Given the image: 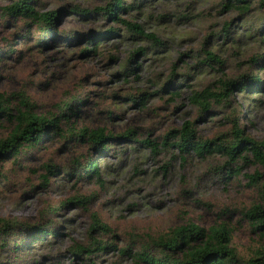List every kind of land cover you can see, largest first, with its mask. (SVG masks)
I'll return each instance as SVG.
<instances>
[{"label":"clouds","instance_id":"clouds-1","mask_svg":"<svg viewBox=\"0 0 264 264\" xmlns=\"http://www.w3.org/2000/svg\"><path fill=\"white\" fill-rule=\"evenodd\" d=\"M42 2H47L48 6L40 10L41 15L60 7L51 0ZM67 3L72 5L69 12L73 15H99L96 31H107L115 17L140 25L144 35L132 51L150 48L147 52L150 59L143 63L145 57L141 55L130 65L121 61L105 71L93 68L87 72L73 60L67 69L60 70L67 72V80L86 79L84 90L92 95L86 101L68 102L59 94L51 102L45 98L43 104L54 112L56 105L68 104L58 113L67 119L82 116L77 109H86L87 101H92L91 106L100 119L114 121L121 129L131 128L134 135L121 134L91 145L93 154L101 153L92 160L94 165L98 164L95 171L78 179L77 169L69 168L67 173H60L67 179L59 186L48 191L37 188L30 195L34 199L42 196L46 203L40 207L55 209L56 223L64 224L68 231L76 229L80 233L79 240H84L85 236L84 228L78 226L91 224L92 214H95L99 223L93 231L96 234L108 232L107 254L100 256L108 264H137L134 255L125 256L121 261L118 249L127 244L131 253L134 251L131 245L139 240L146 241L149 236L161 234L170 237L188 222H198L193 213L225 220L245 219L252 205L262 202L261 192L264 191V162L253 154L260 152L264 156V107L251 104L261 97L246 96L244 91H239L240 84L235 83L231 90L238 94L219 105L226 109L221 114L197 109L191 100L196 94L203 99L205 90L215 91L222 79H233L247 71L250 57L264 53L261 24L264 9L259 6V0L251 3L240 0L239 4L236 0H67ZM239 7L245 11H237ZM105 21L110 22L105 26ZM225 21L229 25L227 30ZM118 26L124 29L122 35H127L129 30L122 24ZM63 27L61 24L60 28ZM123 48L127 49L128 44L124 43ZM219 61H227L229 66L224 67ZM141 63L143 69L139 67ZM238 64H243L244 68H238ZM42 72L43 66L39 71L36 67L23 72L19 66L6 69L4 75L11 79L5 81L9 90L5 91L3 103L7 105L11 101L15 108L18 100L12 98L10 89H24L30 82L29 77L31 82L40 83ZM51 72L50 68L49 76ZM114 73L115 80L112 79ZM261 75L264 76V72ZM136 76L142 79L133 83ZM58 82L52 77L53 85ZM42 87L52 92L48 83ZM166 88L167 93L163 91ZM68 90L66 87L65 91ZM176 94L179 95L173 103H165ZM245 99L249 103L242 106ZM139 137L150 139L153 144H145ZM249 140L255 141V145ZM62 144L80 156V150L71 148V142L61 137L46 149L49 157ZM117 144L119 148L115 153L105 147ZM201 144L204 150L197 151ZM154 145H160L155 152ZM257 171L260 176L256 175ZM26 176L27 173L15 183L23 184ZM24 191L26 189H19L14 195L23 196ZM30 203L31 200L24 201V204ZM86 207L88 212H85ZM181 211L186 215L181 216ZM15 214H19L17 204L10 203L0 212V217ZM23 214L30 215L31 209ZM72 220L74 224L69 223ZM250 225L251 221L245 219L243 226H235L233 239L227 242L229 259L234 264H249L262 258L257 253L264 250V242L256 239L253 243ZM112 244L116 245V250L112 249ZM8 258L7 252L0 257L4 264ZM67 264L72 261L68 260Z\"/></svg>","mask_w":264,"mask_h":264},{"label":"rangeland","instance_id":"rangeland-1","mask_svg":"<svg viewBox=\"0 0 264 264\" xmlns=\"http://www.w3.org/2000/svg\"><path fill=\"white\" fill-rule=\"evenodd\" d=\"M16 0H0V7L9 5L10 3ZM53 4H59L60 7L54 10H60L61 15L55 24V36L51 38H46L43 42H39L40 31L36 29L35 26L30 27V33L27 34L26 28H24L22 21L14 19H3L0 17V94L5 96V91L9 90V84L5 81H9L11 78L4 75V72L9 67H20V71L23 72L30 67H36L37 70H40V67L43 66V72L41 73L40 83L31 82V77H29V83L25 85L24 89L17 91L15 87H12V98L17 99L18 103L22 98H26L32 105V111L37 115L50 116L52 114L57 115L61 107H66L64 105H56L55 112L50 110L47 105L43 104L42 101L45 98H48L49 101H54L56 95L62 94L66 101L71 102L73 100L86 101L87 97L92 95L91 93L85 92V85L87 80L77 81L75 77H72L71 80H67V72L60 71L61 69H67V65L73 60L77 61V64L83 67V71L87 72L91 69H99L100 71H105L109 66H115L121 61H124L126 65L135 63L140 59V56L145 57L143 63H147L150 57H147V52L151 51L150 48L143 49L144 53H139L133 57V59L128 62L129 56L134 52L132 51L135 48L137 41L143 37L135 35L132 31H128L127 35H122L124 32L123 28H120L118 25H124L123 23H115L112 21V27L108 29H114L115 33L107 36L99 42V45L95 52L84 53L83 48L87 47L90 49L92 43L88 44L89 34H98L105 32L104 30L96 31V21L100 19L99 15L88 14V15H73L72 12H69V8H72V5L67 3V0H51ZM48 6L47 2H42V0H35L34 7L40 12L42 8ZM264 9V6H260ZM77 10L73 9V12ZM72 16L71 19L67 17ZM128 21V20H127ZM110 21H105V26ZM131 22V21H130ZM264 22V21H262ZM64 24L63 28H60V25ZM137 24V23H136ZM125 26V25H124ZM126 27V26H125ZM141 27V26H140ZM225 30L229 27L228 22L225 21L224 24ZM59 29V31H57ZM142 29V27H141ZM143 31V29H142ZM153 39V38H150ZM154 40V39H153ZM151 42V41H150ZM124 43L128 44V48L124 49ZM138 49V48H137ZM136 49V50H137ZM183 55V53H181ZM192 53H189L191 55ZM239 55V53H236ZM264 55V53H257L250 57L247 61L248 68L247 71L238 73L242 74H255L257 73L261 77V81H264V76L261 75L264 72V69L258 70L260 68L261 62L253 60L256 56ZM43 57V59H41ZM261 60V59H260ZM9 62H12L11 64ZM264 63V61H262ZM143 63L139 65L143 69ZM224 67L229 66L227 61H222ZM238 68H244L243 64H238ZM52 69L51 76L48 75L49 69ZM98 74V73H96ZM31 75H35L32 73ZM128 75L127 69L125 71V76ZM52 77H56L58 83L53 85L51 83ZM90 78V77H89ZM112 79H116V74L114 73ZM142 77L136 76L133 83L138 82ZM48 83L52 88V92L48 93L47 89L43 88L42 85ZM68 88V91H65V88ZM75 89V91H72ZM123 90V89H121ZM167 93L168 89L163 90ZM234 94L229 98V101L234 99L238 92L234 91ZM100 96H103L104 93H100ZM179 95V94H178ZM178 95L173 96L171 100L165 101L166 104L173 103ZM246 96H259L260 99L252 100L251 104L256 107H264V84L261 88L257 89L255 94H246ZM131 98V97H130ZM134 99V98H132ZM89 106L86 109H77V111L82 113V116L72 117L71 120L74 121L76 127H86L89 129L95 128H105L106 131L117 135L125 134L126 136L134 135V130L121 129L118 126L114 125V121L109 123L106 120L100 119L96 112L91 106L92 101H87ZM147 103V102H145ZM249 103L248 99H245L242 102L243 104ZM9 104L12 105L11 101ZM215 104V103H214ZM212 106V111L218 114L226 111L225 108L219 107V105ZM68 105V104H66ZM96 108H99V105H95ZM251 108V106H249ZM90 117V118H89ZM63 128L65 127L63 120L61 121ZM9 125L3 123L0 126V138L6 136L9 132ZM138 139L143 140L145 144H153L150 139H144L139 137ZM59 138L57 137H47L44 138L40 144L28 150H24L16 158L11 157L9 159L0 162V170L5 175V178L0 177V212L3 211V208L10 203H16L19 214L11 215L4 219H17L21 222L27 223L30 226L37 225L40 229L47 227L56 228L57 234L52 237L46 235L41 239H32L30 238V233H34L35 230H25L20 234L10 233L9 236H6L3 240H0V257H2L4 252L8 253L7 264H67L68 260L72 261V264H89L85 259V254L81 256H74L71 252V247L75 245L91 246L92 238L95 237L101 242H105V238L108 236V233L96 234L95 232H89L91 224L79 225L78 227L84 228V240L77 239V236L80 235L76 229L68 231L64 224L56 223V214L53 213L51 207L41 208L42 203H46L41 196L40 198L34 199L31 193H34L37 188H42L44 191L50 190L53 186H59L63 180L67 179V176H61L60 173H66L65 169L74 168L76 161L85 158L88 155L98 157L100 154H93L91 146L86 143L81 142H72L71 148L80 150V156H76L69 148L64 147L62 144L60 149H57L55 153H52L49 157V153L46 149L51 148L52 144L57 143ZM119 148V144L115 147L110 146L108 149L110 152L115 153ZM160 148V145H154L153 152L157 151ZM65 152L69 154L64 155ZM47 163H52L57 165L58 171L54 175H49V182L46 185L41 184V176L45 174L44 165ZM258 172V171H257ZM25 182L21 185H17V181L24 176ZM260 175V173L258 172ZM83 178V176L81 177ZM249 178V177H246ZM80 179V178H78ZM19 189H26L23 196H16V193ZM31 200L32 203L24 204L25 200ZM72 199H75L73 197ZM28 209H31L30 215H24V212H27ZM179 210V209H178ZM88 208H85V212H88ZM181 216H185L186 213L183 211L180 212ZM197 216L198 222L195 223L205 229H208L211 226H216L220 223H226L230 229V240L233 239L234 227L245 223L244 218H237L236 220H225L222 217L216 216H203L199 213H193ZM97 217L95 214H92L93 218ZM3 218V217H0ZM74 224L75 220L71 222ZM253 231V243L256 242V239L264 242V229L263 228H253L252 224L250 225ZM16 228V232H20ZM156 236H149L148 239L139 240L136 243L132 244L133 253L140 251L143 246H149L152 238ZM236 237H239V233L236 234ZM24 240L27 243V247L13 248L14 241ZM115 247H112L113 250H116V245L112 244ZM126 247L127 244H126ZM125 247V248H126ZM123 248L118 249L120 254L121 261L128 256L125 253L120 252ZM107 249L101 252L97 251L94 255L91 256L95 264L99 261V264H108L107 260L100 259L101 255H106ZM0 264H4L3 260L0 259Z\"/></svg>","mask_w":264,"mask_h":264},{"label":"trees","instance_id":"trees-1","mask_svg":"<svg viewBox=\"0 0 264 264\" xmlns=\"http://www.w3.org/2000/svg\"><path fill=\"white\" fill-rule=\"evenodd\" d=\"M35 0H16L9 5L0 7V17L3 19H14L22 21L24 28H26L27 34L30 33V27L35 26L40 32L39 42H43L46 38L55 36V24L61 15L60 10H53L44 15H41L34 7ZM239 4L240 0H236ZM244 3H251L252 0H243ZM260 5L264 6V0H259ZM76 10V9H74ZM237 11H245L244 8L239 7ZM115 23H123L126 28L132 31L137 36H142L143 31L140 25L121 20L120 17H115L113 20ZM262 28H264V22H261ZM115 30L108 29L103 33L89 34L87 43H92L90 49L83 48L84 53L95 52L99 42L107 36L114 34ZM155 40L154 37H151ZM144 53L143 49L135 50L128 58L130 62L135 55ZM210 59H218L216 57H209ZM261 59V60H260ZM253 60L260 61L261 65L258 70L264 69V55L256 56ZM222 64V61H219ZM239 83V91H244L246 94H255L256 90L261 88L264 81H261V77L255 74H242L236 76L233 79H222L219 81L220 87L215 91L211 89L205 90L204 98H198L199 94L193 95L191 102L197 107V109H206L212 111L213 104L222 105L225 101H229V98L234 94L231 89L233 84ZM221 90L223 92L221 93ZM178 95V94H176ZM5 96L0 94V126L3 123L9 125V132L6 136L0 138V162L11 157L16 158L24 150H28L37 147L44 138L50 137H63L65 142H81L91 146L98 144L105 138L113 139L118 135H114L105 130V128L89 129L86 127H76L74 121L71 120L72 116L67 119L59 116L58 114H52L50 116L37 115L32 111V105L28 99L22 98L15 108L9 102L7 105L3 103ZM214 102V103H213ZM67 107L68 105L65 104ZM65 127L61 124V121ZM11 130V131H10ZM126 136L125 134H123ZM250 144L255 145V141L249 140ZM111 145H105L106 148H110ZM204 145L201 144L197 147V151H203ZM215 151V149H213ZM234 151V147L232 149ZM97 154H101L99 151ZM229 155L232 152L228 153ZM257 157L262 158L264 162V156L260 152L253 153ZM92 155H88L85 158H81L76 161L75 169L77 178L87 176L88 172L95 171L98 164L92 163ZM45 174L41 176V184L46 185L49 182V175L57 173V165L47 163L44 165ZM68 169H65L67 173ZM239 174V170L236 175ZM257 176H260L258 172ZM0 177L5 178V175L0 170ZM260 203L252 205L251 209L247 211L246 218L251 221L253 228L264 229V191L261 192ZM53 213L55 209H52ZM99 221L97 217L93 218L92 225L89 232H94L93 229L97 227ZM16 228L21 230L16 232ZM23 229L33 231L30 233V238L33 240L41 239L42 237L49 235L53 236L57 234L56 228L47 227L40 229L37 225L30 226L27 223L21 222L17 219H4L0 218V240L9 236L10 233L20 234ZM231 229L226 223H220L216 226H211L208 229L201 227L195 223L188 222L183 228L177 229L170 237L165 235H158L152 238L149 246H143L140 251L129 253L126 248L120 250V252L127 254L128 256H135L137 264H234V261L229 259V252L227 248V242L230 241ZM102 233H108L102 231ZM182 245V246H181ZM27 247V243L24 240L14 241L13 248ZM94 246V247H93ZM111 247H115L111 245ZM105 242L92 238L91 246L75 245L71 247V252L74 256H81L85 254L89 264H95L91 256L97 251L101 252L106 250ZM262 258L258 260H252L249 264H264V250L257 253Z\"/></svg>","mask_w":264,"mask_h":264}]
</instances>
